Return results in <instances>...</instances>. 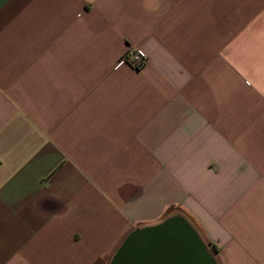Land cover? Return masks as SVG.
Returning <instances> with one entry per match:
<instances>
[{"label":"crops","instance_id":"crops-1","mask_svg":"<svg viewBox=\"0 0 264 264\" xmlns=\"http://www.w3.org/2000/svg\"><path fill=\"white\" fill-rule=\"evenodd\" d=\"M175 214L264 264V0H0V264H112Z\"/></svg>","mask_w":264,"mask_h":264},{"label":"water","instance_id":"water-1","mask_svg":"<svg viewBox=\"0 0 264 264\" xmlns=\"http://www.w3.org/2000/svg\"><path fill=\"white\" fill-rule=\"evenodd\" d=\"M112 264H217V260L191 222L175 214L133 231Z\"/></svg>","mask_w":264,"mask_h":264},{"label":"built area","instance_id":"built-area-1","mask_svg":"<svg viewBox=\"0 0 264 264\" xmlns=\"http://www.w3.org/2000/svg\"><path fill=\"white\" fill-rule=\"evenodd\" d=\"M148 61V55L138 49L129 48L120 57V62L128 63L135 68H142Z\"/></svg>","mask_w":264,"mask_h":264},{"label":"rangeland","instance_id":"rangeland-1","mask_svg":"<svg viewBox=\"0 0 264 264\" xmlns=\"http://www.w3.org/2000/svg\"><path fill=\"white\" fill-rule=\"evenodd\" d=\"M207 245L209 246V250L211 251V253L215 256L216 252L214 251V249L211 247L210 244L207 243ZM217 264H219L218 261Z\"/></svg>","mask_w":264,"mask_h":264},{"label":"trees","instance_id":"trees-1","mask_svg":"<svg viewBox=\"0 0 264 264\" xmlns=\"http://www.w3.org/2000/svg\"><path fill=\"white\" fill-rule=\"evenodd\" d=\"M210 245L214 249V251L216 252L217 251L216 247L213 244H210Z\"/></svg>","mask_w":264,"mask_h":264}]
</instances>
